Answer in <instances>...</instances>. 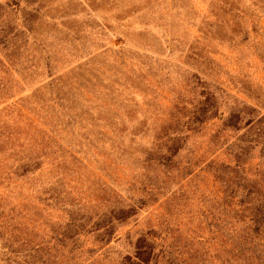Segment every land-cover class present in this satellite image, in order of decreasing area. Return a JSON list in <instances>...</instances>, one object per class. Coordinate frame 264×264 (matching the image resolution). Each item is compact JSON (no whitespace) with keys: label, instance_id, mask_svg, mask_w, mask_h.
I'll use <instances>...</instances> for the list:
<instances>
[{"label":"rangeland","instance_id":"1","mask_svg":"<svg viewBox=\"0 0 264 264\" xmlns=\"http://www.w3.org/2000/svg\"><path fill=\"white\" fill-rule=\"evenodd\" d=\"M224 180L264 192V0H0V264H264Z\"/></svg>","mask_w":264,"mask_h":264},{"label":"trees","instance_id":"2","mask_svg":"<svg viewBox=\"0 0 264 264\" xmlns=\"http://www.w3.org/2000/svg\"><path fill=\"white\" fill-rule=\"evenodd\" d=\"M209 103H206V105H208ZM210 108H212V105H208L203 109V113H207L208 111H210ZM198 121L202 122L201 119H198ZM235 126H237V123L235 124ZM217 137V136H216ZM219 138V137H217ZM175 152V151H174ZM170 154L171 156H169L170 158L168 159L169 161L173 159L174 154L175 153ZM247 152V151H246ZM241 154L238 157V161L237 164L238 165V169H241V167L243 166L241 163ZM167 160V161H168ZM224 184V187H226V183H228V181L224 180L222 181ZM227 189H225L227 195L230 197V201L228 206H232L235 205L236 203H239L241 207H243L244 209L242 210L247 211V210H252V221L254 223V230L258 235H261V233H264V192L261 193V189H258L256 187H249L248 189H246V187L243 189L244 191V195L242 196V199H239V202H235L236 197L238 194H240V187H238V189H235L234 191H230L228 192V188L229 186L226 187ZM256 200L260 201L257 204H255Z\"/></svg>","mask_w":264,"mask_h":264}]
</instances>
